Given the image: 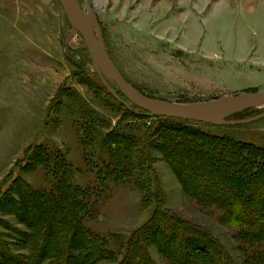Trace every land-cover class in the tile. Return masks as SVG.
Returning a JSON list of instances; mask_svg holds the SVG:
<instances>
[{
  "label": "rangeland",
  "instance_id": "374dc122",
  "mask_svg": "<svg viewBox=\"0 0 264 264\" xmlns=\"http://www.w3.org/2000/svg\"><path fill=\"white\" fill-rule=\"evenodd\" d=\"M78 2L97 18L106 51L121 75L149 97L205 104L264 90V0ZM84 49L59 0H0V202L15 197L13 184L18 179L33 189L52 190L51 174L41 166L27 168L31 144L61 153L73 166V183L95 190L96 214L84 224L109 240L108 247L116 255L113 263L119 264L125 249L114 247L113 237L127 240L149 221L155 204L145 202L130 180H98V171L106 167L109 157L92 138L91 142L79 138L81 118L76 108L84 102L95 111L104 122L97 127L105 133L127 132L139 124L158 127L160 122L155 116L137 120L124 114L105 92L92 86V79L78 70L86 61ZM253 109L249 117L264 111V104ZM237 114L225 119L234 120ZM196 128L264 151V117L238 125L200 122ZM152 156L151 191L166 209L205 229L233 264H264L254 256L256 248L263 251L264 247L238 242L239 230L221 221L223 212L200 204L182 187L163 155L154 150ZM12 213L6 205L0 210V221L26 232ZM10 229L0 226L13 260L27 263L24 241ZM206 247L189 252L204 254L213 249L212 243ZM148 252L153 264H170L161 247L150 246ZM39 264L47 262L43 259Z\"/></svg>",
  "mask_w": 264,
  "mask_h": 264
},
{
  "label": "trees",
  "instance_id": "16d2710c",
  "mask_svg": "<svg viewBox=\"0 0 264 264\" xmlns=\"http://www.w3.org/2000/svg\"><path fill=\"white\" fill-rule=\"evenodd\" d=\"M85 56L86 61L78 65V70L92 79V86L105 92L124 114L137 120L151 117L135 105L125 106L117 101L91 68L87 52ZM117 94L123 97L120 92ZM76 109L81 118L77 123L79 138L83 142H91L92 138L109 157L106 167L98 171V180H130L145 202L155 204L149 221L127 240L113 237L114 247L125 249L119 264H153L148 252L153 245L165 250L170 264H233L205 229L166 209L162 199L153 194L149 174L154 150L163 155L182 187L200 204L216 206L223 212L221 221L239 230L235 236L238 242L264 247V151L260 148L207 134L196 128L200 122L158 116L152 117L159 120L158 127L139 124L127 132L105 133L97 127L104 122L95 111L84 102ZM254 111L252 108L238 113L236 119L247 118ZM29 149L27 168L41 166L51 174L52 190L33 189L18 179L13 184L15 197H5L0 202L1 211L9 205L18 222L27 228L20 232L0 221V226L11 228L24 241L28 250L24 264H39L43 259L47 264H114L116 255L108 247L109 240L84 224L85 219L96 214L95 190L73 183V166L61 153L42 149L41 144H31ZM5 234L0 232V257L3 263L17 264ZM211 243L213 249L204 254L192 253ZM254 256L264 260V250L256 248Z\"/></svg>",
  "mask_w": 264,
  "mask_h": 264
},
{
  "label": "water",
  "instance_id": "95a60500",
  "mask_svg": "<svg viewBox=\"0 0 264 264\" xmlns=\"http://www.w3.org/2000/svg\"><path fill=\"white\" fill-rule=\"evenodd\" d=\"M68 23L80 34L90 57L91 67L108 92L125 106L129 104L144 110L149 116L176 118L210 125H238L264 117V112L245 119L226 120L225 117L257 108L264 104V90L246 97L226 102L189 104L167 102L149 97L134 88L119 72L104 46L97 18L88 10L85 12L78 0H59ZM110 78L115 86H112ZM117 92H120L123 100Z\"/></svg>",
  "mask_w": 264,
  "mask_h": 264
}]
</instances>
